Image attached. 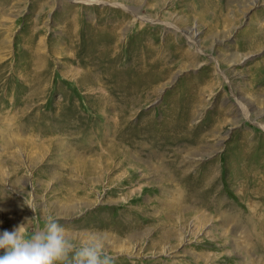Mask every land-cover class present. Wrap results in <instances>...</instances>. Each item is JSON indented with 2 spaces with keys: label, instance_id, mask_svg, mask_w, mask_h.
Returning <instances> with one entry per match:
<instances>
[{
  "label": "rangeland",
  "instance_id": "rangeland-1",
  "mask_svg": "<svg viewBox=\"0 0 264 264\" xmlns=\"http://www.w3.org/2000/svg\"><path fill=\"white\" fill-rule=\"evenodd\" d=\"M47 217L115 264H264V0H0V233Z\"/></svg>",
  "mask_w": 264,
  "mask_h": 264
},
{
  "label": "clouds",
  "instance_id": "clouds-1",
  "mask_svg": "<svg viewBox=\"0 0 264 264\" xmlns=\"http://www.w3.org/2000/svg\"><path fill=\"white\" fill-rule=\"evenodd\" d=\"M0 250L4 253L0 264H115L116 260L108 254L102 239L91 237L77 242L52 217L29 234L25 224L0 233Z\"/></svg>",
  "mask_w": 264,
  "mask_h": 264
},
{
  "label": "bare ground",
  "instance_id": "bare-ground-1",
  "mask_svg": "<svg viewBox=\"0 0 264 264\" xmlns=\"http://www.w3.org/2000/svg\"><path fill=\"white\" fill-rule=\"evenodd\" d=\"M26 112V111H25ZM186 194V193H185Z\"/></svg>",
  "mask_w": 264,
  "mask_h": 264
}]
</instances>
